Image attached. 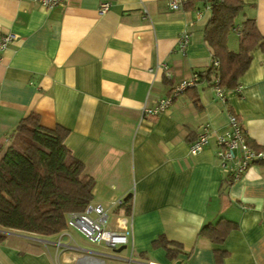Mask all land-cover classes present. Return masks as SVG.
<instances>
[{
	"label": "crops",
	"instance_id": "1",
	"mask_svg": "<svg viewBox=\"0 0 264 264\" xmlns=\"http://www.w3.org/2000/svg\"><path fill=\"white\" fill-rule=\"evenodd\" d=\"M103 1L109 7L100 13ZM168 1L62 0L45 8L0 0V33L15 35L0 61V157L31 112L45 128L67 129L64 144L93 183L90 204L106 208L110 228H131L113 254L77 245L69 228L51 235L1 229L0 264H83L96 252L116 264H264V163L228 182L213 137L189 153L201 125L218 133L228 127L227 111L251 144L264 146V48L252 51L225 103L202 78L162 112L143 116L144 105L211 62L206 0H184L177 9ZM242 1L237 24L254 18L264 37V0ZM184 31L182 54L176 41ZM228 46L237 49L235 33ZM127 197L125 214L112 202ZM219 221L234 225L221 242L200 233ZM163 240L178 244L173 256Z\"/></svg>",
	"mask_w": 264,
	"mask_h": 264
},
{
	"label": "trees",
	"instance_id": "2",
	"mask_svg": "<svg viewBox=\"0 0 264 264\" xmlns=\"http://www.w3.org/2000/svg\"><path fill=\"white\" fill-rule=\"evenodd\" d=\"M210 16L204 28V38L211 51V62L198 75L209 84L217 80L224 94L234 89L239 77L248 68L252 51L264 48L254 18L246 17L239 24L242 0H206ZM230 33L238 38V47L228 46ZM217 61V65H214ZM190 89V88H188ZM187 89V90H188ZM67 129L57 125L48 129L39 124L37 113L31 112L15 127L11 144L0 157V240L1 229L11 228L42 235H51L66 228L67 214L83 211L92 198V180L85 177L83 163L64 144ZM14 140V141H15ZM248 144H251L247 139ZM130 212L129 198L121 204ZM234 225L230 221L205 224L200 233L213 242H221ZM169 256L178 249L176 242L162 241ZM218 255V253H217Z\"/></svg>",
	"mask_w": 264,
	"mask_h": 264
},
{
	"label": "built area",
	"instance_id": "3",
	"mask_svg": "<svg viewBox=\"0 0 264 264\" xmlns=\"http://www.w3.org/2000/svg\"><path fill=\"white\" fill-rule=\"evenodd\" d=\"M45 8H51L59 4L62 0H32ZM184 0H169L168 6L171 9L179 8L180 4ZM109 7L108 1L100 3L98 8L102 13ZM209 7V5H208ZM146 14V10L144 9ZM15 38L13 33H0V61L3 59V53L9 43ZM189 41V33L182 32L177 38V48L184 54L187 43ZM214 65H217V61H214ZM166 70V65L163 66ZM198 81V75L196 73L191 74L190 77L181 80L175 86H173L169 92L154 106L142 107V114L144 115H156L165 110L173 100L182 94L186 89L196 85ZM212 88L216 97L225 103V94L222 88L218 85L217 80L212 84ZM228 127L222 132H215L212 130L208 123L201 125L200 131L196 134L195 138L190 142L189 153L195 154L200 152L205 145L209 142L211 137L214 138L216 151L215 155L218 160L219 168L226 174L228 182H231L241 177L248 168L255 164L264 163V146L258 148L252 147L247 142L245 133L237 119V116L230 111H227ZM123 202L122 198L116 199L112 204L121 206ZM108 213L106 208L100 204H87L83 211H72L67 214L66 228H72L82 234L88 241L100 244L115 249L119 246L126 245L129 242L131 236V228L125 222L124 224H117V229H112L108 226ZM60 245V242L56 243ZM97 253V252H96ZM88 253L84 256L83 264H104L103 256L100 257V253Z\"/></svg>",
	"mask_w": 264,
	"mask_h": 264
},
{
	"label": "rangeland",
	"instance_id": "4",
	"mask_svg": "<svg viewBox=\"0 0 264 264\" xmlns=\"http://www.w3.org/2000/svg\"><path fill=\"white\" fill-rule=\"evenodd\" d=\"M230 34H232V33H230ZM14 140H15V138H14ZM13 142H15V145L18 146V144H19L18 141L15 140ZM68 232H69V235L71 237H73V239L76 241V244L82 246L86 250L100 251L104 254H113L114 253L112 248L105 246V244H103V243H100V244L92 243V242L88 241V239L85 238L82 234H80L78 231H76L72 228H69ZM103 258H104L106 264H116V261L111 259L110 256L105 255V256H103Z\"/></svg>",
	"mask_w": 264,
	"mask_h": 264
}]
</instances>
